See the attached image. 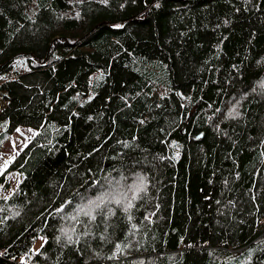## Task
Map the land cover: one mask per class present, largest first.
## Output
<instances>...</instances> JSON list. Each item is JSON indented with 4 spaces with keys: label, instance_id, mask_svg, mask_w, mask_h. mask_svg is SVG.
<instances>
[{
    "label": "trees",
    "instance_id": "trees-1",
    "mask_svg": "<svg viewBox=\"0 0 264 264\" xmlns=\"http://www.w3.org/2000/svg\"><path fill=\"white\" fill-rule=\"evenodd\" d=\"M0 92V264H264V0H0Z\"/></svg>",
    "mask_w": 264,
    "mask_h": 264
},
{
    "label": "rangeland",
    "instance_id": "rangeland-1",
    "mask_svg": "<svg viewBox=\"0 0 264 264\" xmlns=\"http://www.w3.org/2000/svg\"><path fill=\"white\" fill-rule=\"evenodd\" d=\"M14 67L18 70L26 69V63L24 60L19 59L14 63ZM5 103L2 92H0V110ZM34 134V130L29 127L19 126L10 135L9 139L2 145L0 149V174L6 170L9 162L19 152V150L26 145L31 136ZM20 174L16 171H10L7 174L8 184L0 185V195H8L12 188L18 183Z\"/></svg>",
    "mask_w": 264,
    "mask_h": 264
},
{
    "label": "bare ground",
    "instance_id": "bare-ground-1",
    "mask_svg": "<svg viewBox=\"0 0 264 264\" xmlns=\"http://www.w3.org/2000/svg\"><path fill=\"white\" fill-rule=\"evenodd\" d=\"M107 69V68H106Z\"/></svg>",
    "mask_w": 264,
    "mask_h": 264
}]
</instances>
